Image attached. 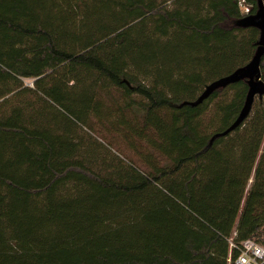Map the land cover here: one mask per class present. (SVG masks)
I'll return each instance as SVG.
<instances>
[{
	"label": "trees",
	"instance_id": "1",
	"mask_svg": "<svg viewBox=\"0 0 264 264\" xmlns=\"http://www.w3.org/2000/svg\"><path fill=\"white\" fill-rule=\"evenodd\" d=\"M244 2L0 0V264L264 245V96L234 129L247 80L200 101L259 48Z\"/></svg>",
	"mask_w": 264,
	"mask_h": 264
},
{
	"label": "water",
	"instance_id": "2",
	"mask_svg": "<svg viewBox=\"0 0 264 264\" xmlns=\"http://www.w3.org/2000/svg\"><path fill=\"white\" fill-rule=\"evenodd\" d=\"M246 22L249 26L256 27L261 31V37L258 43L259 48L255 56L245 68L239 70L229 78L221 80L211 86L208 89L207 94H205V96L200 99V101H202L203 98L208 96L217 88L225 87L229 84L237 83L242 80H247L249 85V92L246 98V102L236 124L233 126L232 129H234L248 117L255 102V99L257 97L264 96V80H262L261 73L262 59L264 57V0H260L258 11L256 12V14L248 17Z\"/></svg>",
	"mask_w": 264,
	"mask_h": 264
},
{
	"label": "built area",
	"instance_id": "3",
	"mask_svg": "<svg viewBox=\"0 0 264 264\" xmlns=\"http://www.w3.org/2000/svg\"><path fill=\"white\" fill-rule=\"evenodd\" d=\"M240 6L245 10V15L249 13V8L246 6L244 0H240ZM231 248H235L231 244ZM240 255L236 260V264H264V245L260 246L252 241H246L239 248Z\"/></svg>",
	"mask_w": 264,
	"mask_h": 264
},
{
	"label": "rangeland",
	"instance_id": "4",
	"mask_svg": "<svg viewBox=\"0 0 264 264\" xmlns=\"http://www.w3.org/2000/svg\"><path fill=\"white\" fill-rule=\"evenodd\" d=\"M243 13H245V10H243ZM28 84L30 85V84H31V82H29V81H28Z\"/></svg>",
	"mask_w": 264,
	"mask_h": 264
}]
</instances>
